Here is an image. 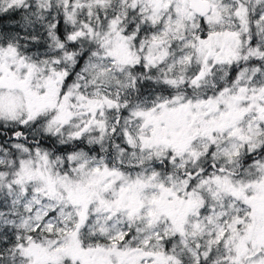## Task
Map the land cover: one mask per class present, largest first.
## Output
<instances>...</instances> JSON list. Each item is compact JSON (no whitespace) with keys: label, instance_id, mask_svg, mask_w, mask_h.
I'll return each mask as SVG.
<instances>
[{"label":"snow or ice","instance_id":"1","mask_svg":"<svg viewBox=\"0 0 264 264\" xmlns=\"http://www.w3.org/2000/svg\"><path fill=\"white\" fill-rule=\"evenodd\" d=\"M0 264H264V0H0Z\"/></svg>","mask_w":264,"mask_h":264}]
</instances>
